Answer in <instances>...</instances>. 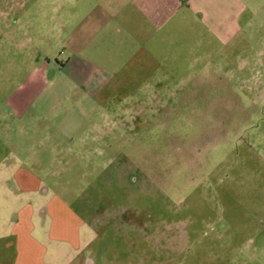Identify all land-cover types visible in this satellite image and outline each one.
Returning a JSON list of instances; mask_svg holds the SVG:
<instances>
[{"label": "rangeland", "instance_id": "rangeland-1", "mask_svg": "<svg viewBox=\"0 0 264 264\" xmlns=\"http://www.w3.org/2000/svg\"><path fill=\"white\" fill-rule=\"evenodd\" d=\"M254 1L262 9L241 32H210L177 11L169 32L102 27L111 41L83 55L116 77L81 142L15 105L56 76L74 35L123 5L0 0V264L18 258L7 236L30 200L80 218L77 254L94 264H264V0ZM23 170L40 195L23 196ZM34 224L51 252L52 219Z\"/></svg>", "mask_w": 264, "mask_h": 264}, {"label": "crops", "instance_id": "crops-1", "mask_svg": "<svg viewBox=\"0 0 264 264\" xmlns=\"http://www.w3.org/2000/svg\"><path fill=\"white\" fill-rule=\"evenodd\" d=\"M107 1L111 5L116 3L114 0ZM253 1L120 0L122 8L115 16H106L104 20L102 19L103 26L99 23V26L94 28H98L95 32H78L73 36L70 41L69 53L63 61L58 60V64L54 68L60 79L56 74L52 79L45 77L40 80L43 85L34 87L31 96L21 95L15 108L21 112L26 108H33L42 118L50 120L57 131L68 137L69 140L79 137L81 142H85V136L82 134L87 130L88 123L99 109L98 96L103 93L112 78L116 77L106 65L99 64L94 56L83 55L86 52L92 54L100 51V48L94 44L96 39L105 38V43L111 41L114 34L101 32L102 27L109 32L110 29L113 32L114 26H120L121 29L116 28L117 32H159L161 29L159 26L163 22L165 30L169 32L171 22L176 20L177 11L181 12L185 18L195 16L210 32H241L245 26L251 25L255 14L262 9V7L257 9L255 1ZM128 6H135V10H133L135 16H129L128 13L121 17L123 11H128ZM140 39H143V34L138 38L139 41ZM140 42L142 43V41ZM49 84L55 85V91L47 99L42 96V92L47 90ZM61 84H64L65 88L58 91L61 89ZM68 100H71L70 106L65 104ZM94 128L97 129V126ZM15 179L23 196L27 191L35 196L40 195V181L33 173L23 170L16 173ZM4 190L7 191V188ZM9 196L11 195L9 194ZM43 207L41 202L36 204V201L31 202L30 200L29 203L21 207L19 218L14 220L10 236H7L9 238L16 237L15 250H17L18 258L14 264H57L59 260H64L65 264H71L72 261L77 262L76 264H94L91 254L88 258L84 254H77L80 247V224L83 223L80 218L76 223L77 217L72 211L56 202H51L47 207ZM7 210L10 209L7 208ZM46 217H50L53 221L51 233L50 231L47 233L48 240H51V244L58 243L51 252L48 247L50 244L45 246L43 242L32 236V232L36 229L34 221L36 219L42 221ZM5 222H7L6 219ZM9 243L13 244V241Z\"/></svg>", "mask_w": 264, "mask_h": 264}]
</instances>
